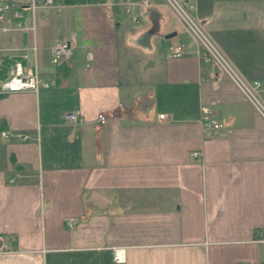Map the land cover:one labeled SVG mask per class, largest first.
I'll list each match as a JSON object with an SVG mask.
<instances>
[{
	"label": "crops",
	"instance_id": "0c3cea01",
	"mask_svg": "<svg viewBox=\"0 0 264 264\" xmlns=\"http://www.w3.org/2000/svg\"><path fill=\"white\" fill-rule=\"evenodd\" d=\"M190 1L233 66L264 84V0ZM56 11H27L33 29L0 35V79L17 59L51 83L0 94V264H264L252 103L163 4L135 8L136 22L116 4ZM56 41L72 45L60 64ZM169 44L185 53L169 57ZM201 106L223 120L216 133L201 129ZM73 110L80 123H66Z\"/></svg>",
	"mask_w": 264,
	"mask_h": 264
},
{
	"label": "built area",
	"instance_id": "2783aa9c",
	"mask_svg": "<svg viewBox=\"0 0 264 264\" xmlns=\"http://www.w3.org/2000/svg\"><path fill=\"white\" fill-rule=\"evenodd\" d=\"M94 4H116L122 7L126 13L131 17V21H136L137 17L134 15L135 8H148L163 4L168 8L176 20L181 24L184 31L188 34L195 46V56L208 65H215L221 73L233 81L243 95L252 103L253 107L264 118V84L257 79L249 80L233 66L234 64L229 58L223 54V51L211 38L209 33L205 31L203 24L194 16V3L190 0H0V35L9 33L12 30H29L33 29L34 25L27 26L24 21L25 12L29 11L32 19H34L36 12L45 15L48 9H56L57 11L65 5H94ZM56 11V12H57ZM71 42L56 41L48 49L50 54L49 62L53 64H60L68 60L72 55ZM36 47H31V55L34 57ZM184 48L180 44H169V57H180L184 54ZM1 62V59H0ZM22 61L13 59L10 62L5 77L0 79V94H7L20 91L37 92L41 88H47L51 84L45 79L37 75L36 70L27 68ZM213 113L206 106L200 108V122L202 130L207 131L208 134H213L219 131L223 120L213 117ZM159 117H163L160 114ZM66 123L77 124L80 123L81 118L78 111H68L64 114ZM96 120L98 124L106 123L107 117L103 111L97 113ZM5 138H15L19 141L29 139L27 134L14 132L9 134L5 131L1 133ZM193 157L199 154L197 151L192 152ZM112 260L116 263H123L125 261V247L115 246L111 248Z\"/></svg>",
	"mask_w": 264,
	"mask_h": 264
},
{
	"label": "water",
	"instance_id": "95a60500",
	"mask_svg": "<svg viewBox=\"0 0 264 264\" xmlns=\"http://www.w3.org/2000/svg\"><path fill=\"white\" fill-rule=\"evenodd\" d=\"M174 34H175L174 32H171V33L166 34L164 37L170 38V37L174 36Z\"/></svg>",
	"mask_w": 264,
	"mask_h": 264
},
{
	"label": "trees",
	"instance_id": "16d2710c",
	"mask_svg": "<svg viewBox=\"0 0 264 264\" xmlns=\"http://www.w3.org/2000/svg\"><path fill=\"white\" fill-rule=\"evenodd\" d=\"M67 2H70V1H72V0H66Z\"/></svg>",
	"mask_w": 264,
	"mask_h": 264
}]
</instances>
